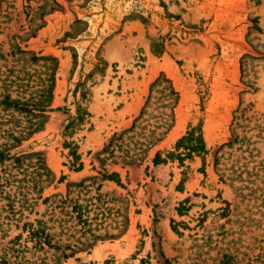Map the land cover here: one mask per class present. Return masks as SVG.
Masks as SVG:
<instances>
[{
  "label": "rangeland",
  "instance_id": "1",
  "mask_svg": "<svg viewBox=\"0 0 264 264\" xmlns=\"http://www.w3.org/2000/svg\"><path fill=\"white\" fill-rule=\"evenodd\" d=\"M44 55L57 65L43 125L13 141L28 117L2 99L35 101ZM76 105L88 115L65 130ZM190 129L204 153L152 164ZM3 144L50 171L34 187V158L0 165L14 264H264V0H0ZM71 182L84 224L57 202ZM36 220L56 248L28 240Z\"/></svg>",
  "mask_w": 264,
  "mask_h": 264
},
{
  "label": "trees",
  "instance_id": "2",
  "mask_svg": "<svg viewBox=\"0 0 264 264\" xmlns=\"http://www.w3.org/2000/svg\"><path fill=\"white\" fill-rule=\"evenodd\" d=\"M34 59L36 60H42L44 65V69L47 71L45 80L49 82V85H47V88H42L39 90V93L37 95V98L33 102H17L14 99H9L8 97H5L2 99V103L7 106V107H12L16 110L22 111L26 114L28 117L26 119L27 124L26 126H23L19 131L18 135H12L10 134V138L13 141L20 140V138L24 136H29L33 132L37 131L40 129V127L43 125V116H44V111H46V107L48 106L47 104H44L43 101H47L48 99H51V91H52V86H53V81H54V73L56 70V59L52 56L49 55H44V56H33ZM166 82H168L167 79H164ZM156 80H154L151 85L155 84ZM150 85V86H151ZM164 93V99L165 100H171L172 104L169 107L170 109V115H169V124H167V127L165 130L167 131L169 127L171 126V123L173 121L172 119V107L173 104L175 103L176 100V92L173 90L171 85L168 84L166 87L162 88ZM150 92V91H149ZM149 97H146V100L144 102H147V99ZM170 102V101H169ZM142 106V108L144 107ZM87 112L85 108H81L79 105H76L75 108V114L73 117H71L68 122L64 125V129L68 130L74 126L76 122H81L85 116H87ZM164 123V122H163ZM166 124V122H165ZM165 131V132H166ZM156 140H159L156 138ZM111 141L108 142V145L110 144ZM153 144V143H152ZM107 145V146H108ZM10 145L8 144H3V148H0V165L4 161H9L8 165H10V168H14L15 170L18 168H21L22 164L28 165L27 163H24L25 159L28 158H34L32 162H29L33 169L30 172L31 173V181L33 182L34 187H36V184H39L42 181H46L48 179V176L50 175V171L44 164V159L41 156L39 152H31V153H26V154H16L15 152H10L9 147ZM205 151V146H204V141L199 133H196L195 129H190L185 132L184 135L180 136L177 138L173 144V150L166 152L164 158L160 157V152L155 151L152 158L151 162L153 165H156L158 163L164 162L165 159L167 158H175L177 160H181L183 156L186 157H191L193 155H200L204 153ZM69 154L73 157V160H77V156L75 151L72 149L70 150ZM80 164L77 166L79 167ZM8 168V170H10ZM6 167L2 168V173L6 172ZM9 175V174H8ZM102 178L105 179H112L116 176L114 172H111L110 174H103L101 175ZM7 178H0L2 179L5 183H7ZM83 180V179H82ZM115 181V180H114ZM77 187L80 186V182L78 183H68L66 185V191L65 194L62 197H59L57 202L59 205L64 207L65 205H70L69 211H67L68 216L71 217V215L74 213L73 218H75L77 221H80L82 224H84L86 221L82 220L81 215L82 213L85 212V208L82 207L81 204L76 202V200H72L71 197H69L70 189L68 187ZM40 188V186H39ZM47 198H45L46 200ZM26 226V231H27V238L33 243L34 247L41 248L42 245H46L47 247H57L55 245L50 244V235L45 231V227L43 226L42 222L39 220H36V223L33 225L32 223H27L24 224ZM23 229V227H22ZM65 257V256H63ZM14 261H8L5 256H0V264H14Z\"/></svg>",
  "mask_w": 264,
  "mask_h": 264
}]
</instances>
